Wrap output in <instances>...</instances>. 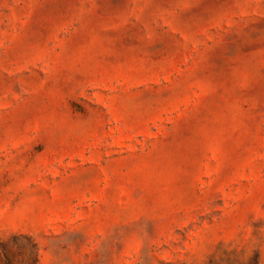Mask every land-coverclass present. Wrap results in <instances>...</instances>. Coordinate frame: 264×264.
Returning <instances> with one entry per match:
<instances>
[{
    "label": "rangeland",
    "instance_id": "obj_1",
    "mask_svg": "<svg viewBox=\"0 0 264 264\" xmlns=\"http://www.w3.org/2000/svg\"><path fill=\"white\" fill-rule=\"evenodd\" d=\"M0 264H264V0H0Z\"/></svg>",
    "mask_w": 264,
    "mask_h": 264
},
{
    "label": "trees",
    "instance_id": "obj_2",
    "mask_svg": "<svg viewBox=\"0 0 264 264\" xmlns=\"http://www.w3.org/2000/svg\"><path fill=\"white\" fill-rule=\"evenodd\" d=\"M2 247V245H0Z\"/></svg>",
    "mask_w": 264,
    "mask_h": 264
}]
</instances>
